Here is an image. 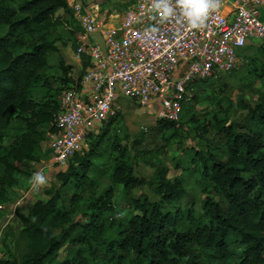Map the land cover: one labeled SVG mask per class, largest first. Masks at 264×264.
<instances>
[{
  "label": "trees",
  "instance_id": "obj_1",
  "mask_svg": "<svg viewBox=\"0 0 264 264\" xmlns=\"http://www.w3.org/2000/svg\"><path fill=\"white\" fill-rule=\"evenodd\" d=\"M16 3V8L0 5V29L6 27L5 34L0 35L1 201L7 187L13 184L11 177L19 169L18 162L26 159L32 163L39 154L35 116L49 122L48 131H51L54 130L52 120L59 109L58 98L37 102L29 95L34 87L48 86L44 71L48 67V54L55 52L56 48L47 41H28L23 35H36L47 28L56 19L59 9L70 12L66 0H16ZM120 4L127 6L126 3ZM71 18L78 31V24L72 15ZM251 46L240 51V55L247 59L243 66L251 62L245 53ZM60 61L59 69L67 75L70 66ZM57 79L64 85L74 82L70 74ZM194 102L195 93L181 113L190 112ZM244 107L247 108L245 125L237 126L232 122L220 125L226 157L221 160L211 153L207 157L198 154L211 187L220 199L217 201L207 195L202 202L203 216L193 218L192 211L187 210L191 220L184 227L173 213L186 195L182 182L177 178L174 181L167 179L164 167L157 168L149 180L137 176L128 149L116 138L111 140L109 148L118 151V157L110 168V177L123 185L126 195L137 185L148 183L159 198L150 201L142 195L130 199L136 213L118 223L115 235L104 246L102 255L105 261L102 264H127V261L130 264H264V106ZM118 113L107 121L109 125ZM13 118L23 121L25 126L10 144L4 145V131ZM175 123L156 121L160 129ZM95 141L94 150L82 156L76 152L66 170L58 173L62 187L73 191L71 196L63 197L57 190L46 200L34 201L31 218L20 233L26 242L23 252L20 257L1 259L0 264H51L56 259L64 237L63 234L57 235L56 229L71 221L73 204L84 188L95 184L105 174L91 160L98 155L99 144L98 140ZM207 160L210 163L207 164ZM105 195L106 200L100 201L98 211L90 214L81 225L78 236L85 243H90L101 233L102 224L97 219L109 204L106 202L112 191H106ZM232 238L241 247L237 262L231 261ZM57 264H82V260L72 256Z\"/></svg>",
  "mask_w": 264,
  "mask_h": 264
},
{
  "label": "rangeland",
  "instance_id": "obj_2",
  "mask_svg": "<svg viewBox=\"0 0 264 264\" xmlns=\"http://www.w3.org/2000/svg\"><path fill=\"white\" fill-rule=\"evenodd\" d=\"M82 1L98 2L108 12H120L124 8L119 0ZM0 5L17 7L16 0H0ZM76 30L70 12L59 9L56 12V19L47 28L36 35L24 33L23 36L28 41H47L56 48L55 52L48 54V67L44 71L48 86L39 85L32 88L29 95L33 100L44 102L52 98L57 99L61 90L68 85L62 84L57 78H65L70 74L72 79L81 74L80 66L73 61L72 54ZM5 32L4 26L0 29V35ZM245 53L251 58L249 65L240 67L217 80H209L213 82L196 84L192 110L182 112L173 126L160 129L156 124L154 107L142 108L126 99L120 104L122 109H119L120 113L111 125L102 122L96 125L95 129L88 131L77 154L82 156L91 152L94 150L95 140H98L99 147L96 149L98 155L91 157V160L94 166L103 170L105 174L95 184L84 188L79 199L73 204L71 221L56 229L55 233L63 234L64 237L56 259L51 264L60 263L66 257L72 256L81 258L82 264H102L105 261L102 255L104 246L111 236L115 235L118 223L136 213L130 199L142 195L150 201L159 198L154 187L148 183L137 185L131 189L129 195H126L123 185L110 177V168L118 157V151L109 148L113 138L128 149L137 176L149 180L157 168L164 167L167 179L174 181L177 178L182 182L186 195L173 209L182 227L191 220L187 210L192 211L193 218L203 216L202 202L207 195L213 196L217 201L220 199L211 187L198 154L207 157L211 153L217 159L223 160L226 157V150L220 125L232 122L237 126H243L246 124L247 114V108L244 106H264V41L252 45ZM60 60L70 66L67 75L59 69ZM35 121L39 154L32 163L26 159L18 162L19 169L11 177L13 184L5 190V195L2 196L4 200H0L3 206L0 208V260L20 257L23 252L26 242L20 233L31 218L30 209L34 201L46 200L57 190L63 197H69L73 192L62 187L58 178V173L66 169H56L49 161L47 148L50 123L41 120L39 116H35ZM24 126L23 121L13 118L4 131L3 144H10ZM40 168L44 170L48 183L39 191H33L27 181ZM109 190L112 191L110 200L106 202L109 204L102 209L101 217L97 219L102 224L101 233L90 243H85L78 236L81 225L88 220L90 214L98 211L100 201L106 200L105 193ZM18 199L20 203L14 206ZM231 240V261L237 262L241 257V247L233 238ZM127 264L130 263L127 261Z\"/></svg>",
  "mask_w": 264,
  "mask_h": 264
},
{
  "label": "built area",
  "instance_id": "obj_3",
  "mask_svg": "<svg viewBox=\"0 0 264 264\" xmlns=\"http://www.w3.org/2000/svg\"><path fill=\"white\" fill-rule=\"evenodd\" d=\"M66 1L80 28L72 54L81 74L61 90L54 130L48 132L49 161L56 169L68 167L90 129L118 113L119 95L154 107L158 120L177 121L197 82L239 69L247 63L240 51L264 41V0H220L202 28L173 19L160 24L153 40L143 37L154 23L150 0H119L127 4L120 12L98 2Z\"/></svg>",
  "mask_w": 264,
  "mask_h": 264
},
{
  "label": "clouds",
  "instance_id": "obj_4",
  "mask_svg": "<svg viewBox=\"0 0 264 264\" xmlns=\"http://www.w3.org/2000/svg\"><path fill=\"white\" fill-rule=\"evenodd\" d=\"M220 0H150L147 12L154 23L143 30L146 40H153L159 33L161 23L176 19L189 29H200L204 26L209 14L215 11ZM31 190L39 191L47 185V177L42 171L35 172L27 181Z\"/></svg>",
  "mask_w": 264,
  "mask_h": 264
},
{
  "label": "crops",
  "instance_id": "obj_5",
  "mask_svg": "<svg viewBox=\"0 0 264 264\" xmlns=\"http://www.w3.org/2000/svg\"><path fill=\"white\" fill-rule=\"evenodd\" d=\"M124 101H126V99L123 96L119 95L117 99L115 100V103H114L115 107H117L118 109H122L120 108V104L123 103Z\"/></svg>",
  "mask_w": 264,
  "mask_h": 264
}]
</instances>
